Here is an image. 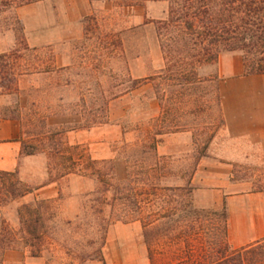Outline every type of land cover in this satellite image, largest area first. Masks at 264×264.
I'll return each mask as SVG.
<instances>
[{"label": "trees", "instance_id": "16d2710c", "mask_svg": "<svg viewBox=\"0 0 264 264\" xmlns=\"http://www.w3.org/2000/svg\"><path fill=\"white\" fill-rule=\"evenodd\" d=\"M32 1L0 0V12ZM14 22H19L17 16ZM14 22L0 19V33L13 29ZM155 22L163 67L143 77L129 75L125 91L152 82L159 111L137 125L134 140L124 144L121 177L116 176L112 159L92 158L80 143L63 138L67 130L101 123L106 114L85 113L84 99L69 101L64 91L71 83L59 79L66 66L46 62L36 53L40 48L10 47L0 52V95H16L9 107L0 108V118L19 122L21 153L48 155L54 179L76 174L96 180V206L81 209L84 216H90L85 221L90 228L86 234L104 231L114 221H139L153 264H264V237L232 246L227 238L225 204L220 208L198 206L190 197L197 163L188 168L173 154L157 149L164 133L185 130L184 114L205 109L209 123L218 117L224 125L218 78L200 74L201 65L216 62L222 51L240 50L246 73L264 72V0H168L166 16ZM31 76L40 77V82L23 86L22 80ZM120 84H114L115 91L103 98L105 108L118 95ZM205 95L207 99L200 102ZM59 115L64 118L54 125L50 119ZM29 191L17 170L0 169V206ZM42 203L34 210L29 203L22 204L19 212L25 216L19 229L1 223L0 264L8 248L21 244L31 255L44 249L47 206ZM38 225L44 231L37 232ZM158 247L163 261L156 263Z\"/></svg>", "mask_w": 264, "mask_h": 264}, {"label": "rangeland", "instance_id": "374dc122", "mask_svg": "<svg viewBox=\"0 0 264 264\" xmlns=\"http://www.w3.org/2000/svg\"><path fill=\"white\" fill-rule=\"evenodd\" d=\"M126 2L35 0L23 8L9 6L0 12V19L5 22H14L15 16L19 18L13 29L2 32L6 50L10 47L40 48L36 53L46 62L66 66L59 79L71 83L64 91L67 99L86 100L85 113L91 110L106 114L101 123L67 130L63 138L69 143H80L92 158L112 159L118 177L124 173V144L134 140L137 125L146 123L159 111L152 82H144L128 91L125 88L129 85V75L143 77L163 67L155 21L166 16L168 6V0ZM39 82L40 77L31 76L21 84L27 86ZM119 82L121 84L116 91H120L106 109L103 98L108 97L110 91H115L112 86ZM74 84L79 86L73 87ZM15 97L14 93L0 95V108L9 107ZM207 97H202L200 102ZM63 118L54 116L50 121L55 125ZM208 121L205 109L195 115L184 114L181 123L185 130L164 133L158 152L173 154L188 168L198 163L202 156L213 158L211 160H227L235 152L237 142L228 140L218 117L214 124ZM222 151L225 153L220 156ZM36 155L26 163L23 173H18L30 188L29 193L0 206V225L3 223L8 228L19 229L20 219L25 216L24 212H19L22 204L29 203L34 210L43 202L47 206L44 213L47 229L42 238L44 249L38 255L43 257L44 264H153L139 221H114L104 231L86 234L90 228L85 221L90 216L89 213L84 216L81 209L92 204L96 206V180L76 174L54 179L55 174L49 171L48 155ZM19 165L20 160L17 159L13 170L18 172ZM196 168L197 164L192 174ZM232 178L242 180L245 190H264V166L254 156L253 149L233 163ZM50 181H56L53 184L56 194L52 189L45 195L32 193L34 188ZM192 189L190 197L193 200ZM109 196L111 194L107 193ZM109 207L105 206L107 212ZM35 215L33 211L32 218ZM44 229L38 225L37 232ZM11 248L30 254L28 248L21 244ZM159 250L160 247L155 252L156 263L163 261ZM90 255L95 257L88 259Z\"/></svg>", "mask_w": 264, "mask_h": 264}, {"label": "crops", "instance_id": "0c3cea01", "mask_svg": "<svg viewBox=\"0 0 264 264\" xmlns=\"http://www.w3.org/2000/svg\"><path fill=\"white\" fill-rule=\"evenodd\" d=\"M3 37L0 33V52L7 48ZM198 71L218 78L224 128L228 140L237 145L227 160L200 158L191 177L192 197L196 204L205 207L220 208L225 204L228 242L238 247L264 237V190H245L242 180L232 178L233 163L240 161L249 149L264 166V72L246 73L240 50L222 51L216 62L203 64ZM20 130L16 119H0V169L13 170L19 159L18 173L22 174L26 163L37 155L20 152ZM54 182L37 186L32 193L45 195L52 189L56 194ZM2 264H44V260L40 255L11 248L4 252Z\"/></svg>", "mask_w": 264, "mask_h": 264}]
</instances>
